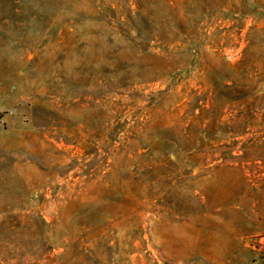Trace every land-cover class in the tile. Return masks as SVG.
<instances>
[{"label": "rangeland", "instance_id": "obj_1", "mask_svg": "<svg viewBox=\"0 0 264 264\" xmlns=\"http://www.w3.org/2000/svg\"><path fill=\"white\" fill-rule=\"evenodd\" d=\"M195 263L264 264V0H0V264Z\"/></svg>", "mask_w": 264, "mask_h": 264}, {"label": "bare ground", "instance_id": "obj_2", "mask_svg": "<svg viewBox=\"0 0 264 264\" xmlns=\"http://www.w3.org/2000/svg\"><path fill=\"white\" fill-rule=\"evenodd\" d=\"M183 242H185V241H183ZM185 243H186V242H185ZM185 243H184V244H185ZM176 244H177V243H176ZM193 244H194V243H193ZM181 245H182V244H181ZM136 246H137V245H136ZM167 246H168V245H167ZM170 246H172V244H171ZM173 246H174V245H173ZM177 246H178V244H177ZM184 246H185V245H184ZM175 247H176V246H175ZM181 248H182V247H181ZM167 249H169V248L167 247ZM170 249H172V247H171ZM170 249H169V250H170ZM176 249H177V248H176ZM179 249H180V248H179ZM174 250H175V249H174ZM184 250H185V247H184ZM185 253H186V251H184V254L182 253L183 256L185 255ZM189 253H190V252H189ZM182 254H181V255H182ZM178 256H180V255H178ZM185 256H186V255H185ZM132 258H133V257H132ZM179 258H180V257H179Z\"/></svg>", "mask_w": 264, "mask_h": 264}, {"label": "water", "instance_id": "obj_3", "mask_svg": "<svg viewBox=\"0 0 264 264\" xmlns=\"http://www.w3.org/2000/svg\"><path fill=\"white\" fill-rule=\"evenodd\" d=\"M195 264H200V263H195Z\"/></svg>", "mask_w": 264, "mask_h": 264}]
</instances>
